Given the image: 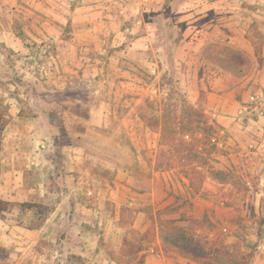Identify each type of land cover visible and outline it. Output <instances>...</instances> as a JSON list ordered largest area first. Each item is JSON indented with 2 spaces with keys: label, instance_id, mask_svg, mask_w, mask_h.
Listing matches in <instances>:
<instances>
[{
  "label": "rangeland",
  "instance_id": "374dc122",
  "mask_svg": "<svg viewBox=\"0 0 264 264\" xmlns=\"http://www.w3.org/2000/svg\"><path fill=\"white\" fill-rule=\"evenodd\" d=\"M0 103V264H264V0H0Z\"/></svg>",
  "mask_w": 264,
  "mask_h": 264
},
{
  "label": "crops",
  "instance_id": "0c3cea01",
  "mask_svg": "<svg viewBox=\"0 0 264 264\" xmlns=\"http://www.w3.org/2000/svg\"><path fill=\"white\" fill-rule=\"evenodd\" d=\"M193 18L192 24L189 26V30H191L194 35L193 37L197 40L206 38L208 35L206 28L207 22L204 20V18H202V16H196L194 14ZM242 81L243 78H238L227 72H224V74H222V82H220L222 83V96H217V104L213 105V110L216 111L220 109L219 111L222 112V115L218 114V118H222V126L229 134L233 135L235 139L240 142V144L243 145L244 142H242V136H244V132H242L240 128H237L238 123L241 121L239 120L241 118H237V110L241 107L240 103L242 100L240 101L239 95L241 94L240 89L244 85L243 83L240 85ZM245 134L249 139H255L257 145H260V148L264 149V141L256 138L257 136L263 138L264 132L251 131V133Z\"/></svg>",
  "mask_w": 264,
  "mask_h": 264
},
{
  "label": "trees",
  "instance_id": "16d2710c",
  "mask_svg": "<svg viewBox=\"0 0 264 264\" xmlns=\"http://www.w3.org/2000/svg\"><path fill=\"white\" fill-rule=\"evenodd\" d=\"M235 53V52H234ZM241 52H236L235 55H242ZM236 58L230 57L228 60H222L218 62L219 66L222 68H226L234 72L235 74L242 73V68L240 67V64L237 63L235 60ZM245 62L247 61L246 58H244ZM7 124V118L5 113L4 106L0 103V133L4 129V127ZM178 125L181 127H185V132L189 133L192 137L197 134H202L204 137L211 138L214 134L216 135L217 129H220V126L217 124H209V122L205 119L204 114L202 111L196 109L195 107L191 106L190 104L186 103L185 101H181V109H180V116L178 119ZM184 130H182L183 132ZM196 139V138H195ZM197 143L198 140L196 139ZM197 143L193 146V149L191 148V156L194 159H199L202 157L201 150L199 151V145ZM214 146V145H213ZM170 164H168L166 167L169 168ZM159 167V166H157ZM161 168V167H160ZM163 168V167H162ZM9 203L5 202L0 199V216L7 211ZM6 259V256L4 254V250L0 247V263H3Z\"/></svg>",
  "mask_w": 264,
  "mask_h": 264
}]
</instances>
